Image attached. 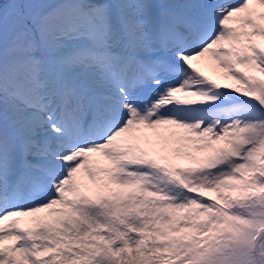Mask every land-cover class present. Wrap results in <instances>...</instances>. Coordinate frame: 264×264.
Listing matches in <instances>:
<instances>
[{
  "label": "snow or ice",
  "instance_id": "obj_1",
  "mask_svg": "<svg viewBox=\"0 0 264 264\" xmlns=\"http://www.w3.org/2000/svg\"><path fill=\"white\" fill-rule=\"evenodd\" d=\"M0 264H264V0H0Z\"/></svg>",
  "mask_w": 264,
  "mask_h": 264
}]
</instances>
